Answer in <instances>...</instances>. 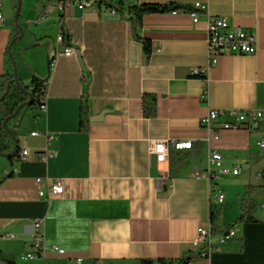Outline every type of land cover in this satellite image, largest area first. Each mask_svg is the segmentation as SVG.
<instances>
[{
  "label": "crops",
  "instance_id": "0c3cea01",
  "mask_svg": "<svg viewBox=\"0 0 264 264\" xmlns=\"http://www.w3.org/2000/svg\"><path fill=\"white\" fill-rule=\"evenodd\" d=\"M49 1L23 0L22 33L12 21L0 25V75L11 68L8 52L17 65L28 64L42 77L51 70L46 111H28L10 124L32 157L13 165L6 157L1 162L0 264H28L20 255L30 247L33 219L41 216L47 247L57 244L65 253L48 250L37 264H76L78 257L85 264H141L186 256L192 257L189 264H264V222H235V238L207 257L193 246L198 229L212 225V184L205 175L209 147L221 153L226 165L242 166L239 175L219 182L223 190L225 179L240 182L237 195L249 183L264 184L258 176L264 169L260 129L220 130L219 139L210 134L209 145V133L199 125L213 109H264V0H124V12L115 14L71 5L65 10L67 29L78 53L59 56L54 66L45 59L56 53L61 12L56 0ZM142 2H199L204 8L198 23L181 11L147 15L139 34L152 42L148 58L132 34L128 14L129 6ZM43 10L46 19L38 22ZM210 16L255 30L258 50L223 55L200 76L197 71L209 65ZM15 35L20 37L12 43ZM43 37L54 43L32 46ZM146 92L158 96L154 118L143 116ZM84 96L90 116L103 117L91 119L88 131L81 132ZM32 131L42 134L32 136ZM46 132L55 138L48 141ZM188 139L195 144L185 151L191 153L188 165L171 178L169 161H156L152 141ZM46 150L58 154L42 161L37 152ZM175 151L171 147L170 155ZM37 177L61 179L64 193L40 198ZM259 199L264 203V195ZM240 208L241 202L233 222ZM257 215L264 219V208Z\"/></svg>",
  "mask_w": 264,
  "mask_h": 264
},
{
  "label": "built area",
  "instance_id": "2783aa9c",
  "mask_svg": "<svg viewBox=\"0 0 264 264\" xmlns=\"http://www.w3.org/2000/svg\"><path fill=\"white\" fill-rule=\"evenodd\" d=\"M57 7L61 12L60 16V32L56 37L57 49L54 57L51 59L50 65L54 66L59 56H71L78 53L77 48L70 44L65 45L64 37L68 35V21L69 16L65 10L71 5H77L82 11H92L95 14L117 13L116 10H109L105 7H99L97 3L86 4L83 0H63L56 2ZM197 9L193 11L184 12L189 15L193 23H198L200 20V12L204 6L197 2L192 4ZM5 0H0V25L5 21ZM46 19V13H42L38 22ZM208 56L209 65L197 73L206 75L208 70L218 63L221 56L227 54H256L258 50L257 32L253 29H246L230 24L226 17L210 16L208 20ZM50 82V80H49ZM48 82V87H49ZM47 87V93H48ZM47 94L43 99L37 111L45 112ZM224 118V119H223ZM200 127L204 128L209 135L205 137L206 142L210 145L211 136L215 139L220 138V130H252L260 129L261 135L258 140V147L264 151V109H213L208 114L204 115L199 120ZM39 131H32V136L41 135ZM48 141L55 138V135L49 132L44 133ZM171 147L177 151L193 150L195 147L194 141L188 140H155L152 141L151 152L155 156L156 161L168 162L170 157ZM58 154V151L46 150L44 152H37V156L42 161H46L50 157ZM31 151L25 146L21 148L20 160L31 159ZM242 172V166L239 162L232 165H226L223 161V156L220 152L209 147L208 166L205 175L210 179L212 184V199L214 204L222 206L226 200V193L219 182L226 176H236ZM259 177H264V169L258 173ZM36 184L38 187V195L40 198L52 199L64 193V183L61 179L52 181L46 177H37ZM259 208H264V203L259 204ZM45 217H37L32 221V241L30 247L20 255V259L28 264H37V259L44 258L46 251L50 250L59 254H64L65 249L57 244L50 247L46 245V238L44 233ZM237 232L234 226L224 229L222 232H213L212 225L202 226L198 229L196 239L193 241V246L199 251L203 257H207L212 253L219 251L221 244L235 238ZM11 236V235H9ZM76 264H85L82 257L75 259ZM95 264V263H91Z\"/></svg>",
  "mask_w": 264,
  "mask_h": 264
},
{
  "label": "trees",
  "instance_id": "16d2710c",
  "mask_svg": "<svg viewBox=\"0 0 264 264\" xmlns=\"http://www.w3.org/2000/svg\"><path fill=\"white\" fill-rule=\"evenodd\" d=\"M50 0L49 2H53ZM63 1V0H56ZM86 4L97 3L99 7H105L109 10H116L123 13L125 9L124 0H83ZM18 2L15 5L17 11ZM195 9L191 4H183L178 2L170 3H138L128 7L129 19L131 21L132 34L136 40L143 44L144 53L149 58L152 55V42L148 38H144L139 34V29L143 25L144 18L152 13L168 12V11H193ZM44 12V10H43ZM16 14V12H15ZM45 42L54 43L51 37H43L36 39L32 46H39ZM65 45H70V36L64 37ZM11 46V44H10ZM10 55L11 52H8ZM11 68L0 75V156H4L13 165L20 161L21 146L15 128L10 127V122L15 118L13 115L18 107L23 105L22 110L25 112L24 117L30 109L36 110L41 105L47 94L48 82L50 80V69L47 76H40L35 70H29L33 73L29 84H24L21 79H17L13 71V59L10 56ZM25 62V61H24ZM203 76L202 74H199ZM205 76V75H204ZM29 100H31L30 103ZM143 116L146 118H154L158 113V96L155 93L146 92L142 97ZM19 113V115H20ZM8 120L9 129L5 128L4 122ZM91 123L90 103L88 97H83L79 111V130L86 132ZM16 141H19L18 151L15 155H11L15 149ZM201 147L198 146V153ZM190 152L175 151L169 157L170 177L177 176L181 170L188 165ZM1 182V181H0ZM264 195V184L249 183L241 196L240 214L232 223L221 225L216 223L215 212L212 211V229L213 232H222L234 226L235 222L259 223L264 222L263 218L258 217V209L260 204L259 196ZM192 257H181L177 260H169L165 258L143 259L141 264H189Z\"/></svg>",
  "mask_w": 264,
  "mask_h": 264
},
{
  "label": "rangeland",
  "instance_id": "374dc122",
  "mask_svg": "<svg viewBox=\"0 0 264 264\" xmlns=\"http://www.w3.org/2000/svg\"><path fill=\"white\" fill-rule=\"evenodd\" d=\"M18 1L19 0H5V7H4V12H5V17H6L5 21H7V22L12 21L15 25V29L17 32L20 31V29H18V27L16 26V23H15V12H16L15 5ZM21 1H22V6H23V0H21ZM20 15H21V12H20ZM20 15H19V18H20ZM18 25H21L20 21L18 22ZM16 36L17 35H15L13 37V39ZM45 63H47V59H45ZM24 65L28 66L31 70H34L28 64H24L21 61H19L18 62V77H19V79L22 80V82L24 84H29L31 81V78L33 76V73L30 70L26 69L24 67ZM32 110L33 109H30L29 111H32ZM24 112L25 111L23 110L20 113V115H18L17 117L19 119H21V116ZM17 117H15V118H17ZM11 122H10V124H11ZM4 159H5L4 156H0V166H1V162ZM252 180H254V179H252ZM239 183H240L239 181H231L229 179L224 180V183H223L224 184V191L226 194L229 193L228 194L229 197H227L226 204L223 206H219V205L217 206L216 204H214V212L216 215V222L217 223L225 225L223 223L224 220L225 221L229 220L228 223L233 222L232 220L235 218V216L237 214L236 206L239 204V202H241V196H242V195H237V191H238V189H240ZM241 189H242V187H241ZM228 223H226V224H228ZM223 227H225V226H223Z\"/></svg>",
  "mask_w": 264,
  "mask_h": 264
},
{
  "label": "water",
  "instance_id": "95a60500",
  "mask_svg": "<svg viewBox=\"0 0 264 264\" xmlns=\"http://www.w3.org/2000/svg\"><path fill=\"white\" fill-rule=\"evenodd\" d=\"M21 7H22V1L19 0V1H18L17 11H16V14H15V23H16V26L18 27V29H20V32L22 33V27H21L20 25H18V19H19V15H20V12H21ZM21 35H22V34H21ZM19 37H20V36H19ZM19 37H15L14 39H12V43H14V42L17 40V38H19ZM10 56H11L12 59H13V64H14V66H13V71H14V75H15V77L18 79V78H19V77H18V65H17V63H16V60H15L14 55L11 53ZM53 57H54V56H53ZM53 57H50V56L47 57V63H48V65L50 64L51 59H52ZM80 59H81V61L83 60L81 56H80ZM24 67L27 68V69L29 70V67H28V66L25 65ZM30 102H31V100H29L28 103H30ZM22 108H23V105H21V106L18 107L17 111H16L15 114L13 115V118H14V117H17V116L19 115V113H20V111L22 110ZM102 117H103V115H100V116H94V117H91V119H92V120H96L97 118H102ZM8 120H9V118H7V119L5 120V122H4V126H5V128H7V129H9V126H8ZM18 146H19V141H16L15 149L12 151L11 155H15V154H16V152L18 151Z\"/></svg>",
  "mask_w": 264,
  "mask_h": 264
}]
</instances>
